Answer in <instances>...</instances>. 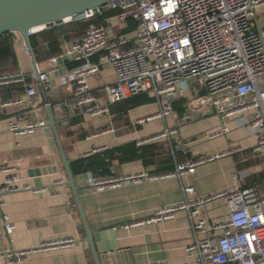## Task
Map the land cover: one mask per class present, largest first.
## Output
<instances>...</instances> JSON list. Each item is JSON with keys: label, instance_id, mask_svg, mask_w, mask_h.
<instances>
[{"label": "built area", "instance_id": "obj_1", "mask_svg": "<svg viewBox=\"0 0 264 264\" xmlns=\"http://www.w3.org/2000/svg\"><path fill=\"white\" fill-rule=\"evenodd\" d=\"M106 10L117 12L103 17L100 23H91L65 53L78 63L65 75V83L73 86L76 107L93 117L109 115L110 105L127 96L147 93L156 98L160 109L136 124L170 117L178 124L188 123L211 111L221 117L222 125L208 132V138L227 134L228 121L237 118L238 125L257 135L253 153L264 155V28L258 17V13L264 12V0H112L71 21L102 16ZM38 32L30 31L29 35ZM106 65L113 67L115 81L105 87L102 101L89 79ZM28 78L42 88H46L49 80L41 73L37 81L33 71L0 72V87L16 84L24 90L23 95L5 102L4 106L36 96V84ZM177 100L183 101L181 115L173 106ZM48 125L43 118H28L26 112H19L7 121L8 131L15 138L32 135ZM175 131V128L165 129L139 145L169 137ZM238 150L233 148L223 154L178 163L170 172L91 175L89 186L103 191L129 183L183 178L195 174L200 164ZM0 171L9 174L0 185V206L7 193L54 194L46 187L21 184L12 168L3 167ZM56 183L66 184L64 179ZM184 192L188 196L184 202L164 206L149 219L131 225L172 219L178 211L185 210L193 235L186 250L199 264H264V190L259 185L243 184L201 197H192L196 194L193 185L185 186ZM218 198L226 201L227 214L222 220L211 221L202 208ZM14 229V222L0 211V230L10 236ZM70 244L72 240L68 238L42 241L34 250L6 248L1 255L5 264H22L36 250Z\"/></svg>", "mask_w": 264, "mask_h": 264}, {"label": "crops", "instance_id": "obj_2", "mask_svg": "<svg viewBox=\"0 0 264 264\" xmlns=\"http://www.w3.org/2000/svg\"><path fill=\"white\" fill-rule=\"evenodd\" d=\"M82 35L69 40L62 39L59 45L61 52L51 57H46L48 43L38 36L39 48L34 55L38 58L39 70L43 73L59 70L61 66L56 59L65 55L71 42ZM13 40L18 63L15 70H21L20 57L28 60L29 56L23 40L19 36L13 37ZM77 65L72 59L63 67L70 72ZM31 71L30 67L29 73ZM66 74L50 78L46 88L28 78L29 82L36 84L37 93L20 104L4 106L5 102L24 94V90L17 89L19 85L0 87V168H12L19 175L21 184L46 187L54 192L43 196L34 195L30 191L3 195L0 211L14 222L15 229L10 236L0 230V264H5L1 255L3 249L34 250L42 241L65 238L71 239L72 244L36 250L22 264H94L72 192L67 184L56 183L59 179H64L66 183V176L60 156L54 152L55 143H50L52 136H48L46 129L20 138L13 137L8 131L7 121L19 112H26L30 119L43 118L49 124L47 104L59 122V135L71 163L129 143L134 142L139 146L142 140L172 128L176 131L169 137L146 141L140 145L162 147L167 156L171 157L173 169L178 163L239 148L238 151L200 164L193 175L129 183L103 191H96L89 186L91 175L99 177L143 171L167 172L164 169L166 164L162 162L165 155L145 153L140 158L121 161L115 153L103 173H73L89 227L95 232L108 233L104 238L105 243L116 241L119 245L118 252L103 255L104 264H156L163 261L167 264H199L195 256L186 250L193 239L187 211L180 210L174 218L168 220L131 224L149 219L164 206L184 202L188 197L184 192L185 186H195L196 194L192 197L212 195L225 189L233 190L243 184H256L264 190V177L261 178L264 174V155H255L252 151L257 143V135L246 126L238 125L237 118H231L227 134L208 138V132L222 125L221 117L211 111L188 123L178 124L170 117L136 124L137 120L159 111L160 106L154 97V102L133 108L124 117L118 118L111 111L109 115L93 117L86 114L83 108L74 105L73 86L65 83ZM114 81L113 67L106 65L99 74L89 79V84L104 101L105 87ZM11 93L13 97H10ZM34 169H39L40 174L30 175ZM8 175V172L0 171V185ZM202 209L211 221L222 220L227 214L223 198L207 202Z\"/></svg>", "mask_w": 264, "mask_h": 264}, {"label": "water", "instance_id": "obj_3", "mask_svg": "<svg viewBox=\"0 0 264 264\" xmlns=\"http://www.w3.org/2000/svg\"><path fill=\"white\" fill-rule=\"evenodd\" d=\"M112 0H0V34L10 33L12 37L19 36L24 43L28 53L30 64L37 81L40 80L41 72L35 58L31 41L30 31L44 30L71 21L90 10L106 5ZM72 60L69 54L62 55L56 59L61 68L57 72H46L47 78L64 75L68 69L63 67L65 63ZM174 101L173 98L170 99ZM49 125L46 128L50 143L54 152L60 156L65 176L66 184L69 186L75 201V206L85 233V240L89 246L94 264H104L103 255L113 254L119 251L116 241L110 244L104 242L108 233L95 232L89 227L85 211L83 209L79 188L75 182L71 162L68 160L58 131L59 122L56 120L50 106L46 107ZM39 175L40 170L30 171V175ZM114 234V233H112Z\"/></svg>", "mask_w": 264, "mask_h": 264}, {"label": "trees", "instance_id": "obj_4", "mask_svg": "<svg viewBox=\"0 0 264 264\" xmlns=\"http://www.w3.org/2000/svg\"><path fill=\"white\" fill-rule=\"evenodd\" d=\"M116 12V10H106L102 16L96 15L88 20L70 21L61 25L52 26L51 28L44 29L36 34H33L30 37L33 52L36 54L38 51L39 42L37 37L41 36L43 40L48 43L49 51L47 52L46 57L57 55L61 52L59 45L62 39L69 40L75 36L82 35L85 29L91 23H100L102 22L103 17L110 16ZM133 27L134 23L131 25V29ZM36 60L38 61V58ZM17 66L18 63L15 55L14 40L12 35L10 33L0 34V72L13 71L17 69ZM17 89L23 91L21 86H19ZM10 97H13L12 93L10 94ZM154 101V98L149 96L147 93L132 95L118 103L110 105V111L112 114H116L117 117L120 118L127 115L129 110L147 103H152ZM182 104L183 101L181 100H177L173 104L174 109L179 115H181L183 111ZM162 149V147L160 148L156 145L137 146V144L133 142L118 147L114 150H105L89 157L81 158L72 162L71 167L74 174L81 172L97 173V171H101L103 173L115 153H117V157H119L121 161H127L132 158H140L145 155V153H148L149 155L156 156L160 154L165 155L164 160L162 161L164 164H166L164 169L167 170V172L173 171L174 164H171L172 159L171 157L167 156V153ZM262 177H264V174L261 175V178Z\"/></svg>", "mask_w": 264, "mask_h": 264}, {"label": "rangeland", "instance_id": "obj_5", "mask_svg": "<svg viewBox=\"0 0 264 264\" xmlns=\"http://www.w3.org/2000/svg\"><path fill=\"white\" fill-rule=\"evenodd\" d=\"M258 17L261 20V22H260L261 23V27L264 28V12L258 13ZM30 65L31 64H30V60L29 59L27 60L25 58L20 57L19 67L25 74L29 73L30 67H31Z\"/></svg>", "mask_w": 264, "mask_h": 264}]
</instances>
